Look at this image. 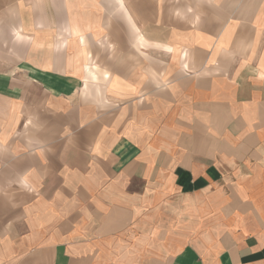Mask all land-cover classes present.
<instances>
[{
	"label": "crops",
	"instance_id": "crops-1",
	"mask_svg": "<svg viewBox=\"0 0 264 264\" xmlns=\"http://www.w3.org/2000/svg\"><path fill=\"white\" fill-rule=\"evenodd\" d=\"M80 1L0 0V264H264V0Z\"/></svg>",
	"mask_w": 264,
	"mask_h": 264
},
{
	"label": "rangeland",
	"instance_id": "rangeland-1",
	"mask_svg": "<svg viewBox=\"0 0 264 264\" xmlns=\"http://www.w3.org/2000/svg\"><path fill=\"white\" fill-rule=\"evenodd\" d=\"M239 1L240 0H238V1H236L235 2V5L237 4H240L239 3ZM250 1H252V0H250ZM27 3H29V2H27ZM82 3H84L85 4V6H86V12H85V14L83 15V12H82V7L81 6H77L76 7V5L77 4H82ZM264 3V2H263ZM60 4H61V6H63V2H60ZM107 4V3H106ZM236 5V8L235 9H238V6ZM64 7V6H63ZM107 7V6H106ZM29 8L31 9L32 8V6H29ZM97 8H98V6H97V2H95V1H89L88 2V0H86V1H84V2H82V1H80V2H75V4H74V12H73V14H74V16H73V19H74V21H75V24H76V26L78 27V25H80V23H82L81 21H83L84 23H86L84 26H88L89 24V22H88V20H89V18L91 19L93 16L97 19L98 18V15H96V13H94V11H95V9L97 10ZM101 8V7H100ZM102 9V8H101ZM234 9V10H235ZM107 10H108V12H109V7L107 8ZM106 22H107V19H108V17L106 16ZM63 25H65V17L63 16V21L61 22Z\"/></svg>",
	"mask_w": 264,
	"mask_h": 264
}]
</instances>
